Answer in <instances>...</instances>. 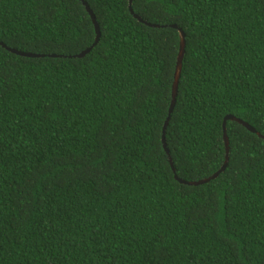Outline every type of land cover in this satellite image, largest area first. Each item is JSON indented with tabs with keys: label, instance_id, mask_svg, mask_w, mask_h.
Listing matches in <instances>:
<instances>
[{
	"label": "trees",
	"instance_id": "trees-1",
	"mask_svg": "<svg viewBox=\"0 0 264 264\" xmlns=\"http://www.w3.org/2000/svg\"><path fill=\"white\" fill-rule=\"evenodd\" d=\"M132 10L0 0V264H264V0Z\"/></svg>",
	"mask_w": 264,
	"mask_h": 264
},
{
	"label": "water",
	"instance_id": "water-1",
	"mask_svg": "<svg viewBox=\"0 0 264 264\" xmlns=\"http://www.w3.org/2000/svg\"><path fill=\"white\" fill-rule=\"evenodd\" d=\"M132 3H133V0H130L131 11L133 13ZM84 5L86 6L87 11L89 12V14L91 15V17L93 19V22H94V24L96 26V30H97L98 36H97L95 44L91 48H89L88 50L83 52L82 54L76 56V58L85 57L87 54H89L92 51V49L98 44V42L100 40L99 27H98V24L96 23L95 16H94L93 12L91 11L90 7L85 2H84ZM139 20L142 21L141 19H139ZM0 45H2V44L0 43ZM2 46L5 47L4 45H2ZM185 49H186L185 35H184V33L181 32L180 53H179V56H178V61H177V66H176L175 82H174L173 94H172L173 95V100H172V104H171V107H170V110H169V116H168V118L166 120L164 129H163V143H164L165 150L167 151L168 154H169V150L167 148L166 132H167V128H168L169 123H170L171 115H172V113L174 111V108H175L176 102H177L179 81H180V78H181V75H182L183 60H184L185 52H186ZM8 50H10V49H8ZM10 51L12 53L16 54V55L24 56V57H43V56H40V55L23 53V52H20V51H17V50H10ZM227 121L237 122V123L243 125L245 128H247L249 131H251L253 133H257L256 130L253 127H251L249 124L245 123L244 121H242L240 119H237V118H235L233 116H228L226 118L225 122H224V139H225V143H226V161H225V164L223 165V167L219 170V172L214 174L212 177H210L208 179H205V180H202V181H199V182H186V181L180 180V179H178V177H176V179L179 180L180 183H182L184 185H189V186L205 185V184L217 179L222 173H224L227 170L228 165H229V161H230V148H229V140H228L227 128H226ZM170 162H171V164L173 166V162H172L171 158H170ZM173 168H174V166H173ZM174 171H175V169H174Z\"/></svg>",
	"mask_w": 264,
	"mask_h": 264
}]
</instances>
